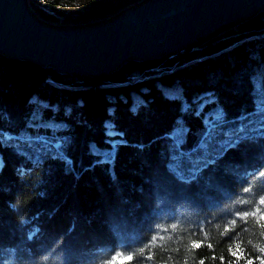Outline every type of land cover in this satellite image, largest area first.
Instances as JSON below:
<instances>
[{"label":"trees","instance_id":"trees-1","mask_svg":"<svg viewBox=\"0 0 264 264\" xmlns=\"http://www.w3.org/2000/svg\"><path fill=\"white\" fill-rule=\"evenodd\" d=\"M221 31L104 75L0 54V264H261L264 11Z\"/></svg>","mask_w":264,"mask_h":264},{"label":"water","instance_id":"water-1","mask_svg":"<svg viewBox=\"0 0 264 264\" xmlns=\"http://www.w3.org/2000/svg\"><path fill=\"white\" fill-rule=\"evenodd\" d=\"M264 11V0H144L103 22L53 27L27 0H0V54L67 74H109L172 55Z\"/></svg>","mask_w":264,"mask_h":264},{"label":"rangeland","instance_id":"rangeland-1","mask_svg":"<svg viewBox=\"0 0 264 264\" xmlns=\"http://www.w3.org/2000/svg\"><path fill=\"white\" fill-rule=\"evenodd\" d=\"M144 0H133L130 3H128L127 5H125L122 8L117 9L114 12L111 13H107L104 16H96V17H91L88 20H82V14H85V6L83 4H79L77 5V7L73 10H68V11H64V12H57V13H51V11L46 10L47 13L52 14L53 16H55L54 18H48V17H44L42 15H40L39 13V7H40V3L34 0H27L28 2V7L29 9L32 11V13L35 14V16L40 19L42 22L53 26V27H78V26H86V25H92V24H97L100 22H103L105 20H108L114 16H116L118 13H120L121 11H123L126 8H129L133 5L139 4L141 2H143ZM224 31H221L220 33L213 35V37H217L218 35H220L221 33H223ZM212 37V38H213ZM173 161L176 162L175 167L172 166L173 169H175L176 172L179 173L180 176L182 177H192L193 175H195V173H197V167L199 168L201 166L200 163L194 165V166H189L188 163L189 162H184L182 161L180 158H175Z\"/></svg>","mask_w":264,"mask_h":264},{"label":"snow or ice","instance_id":"snow-or-ice-1","mask_svg":"<svg viewBox=\"0 0 264 264\" xmlns=\"http://www.w3.org/2000/svg\"><path fill=\"white\" fill-rule=\"evenodd\" d=\"M111 153L105 154L106 158H110ZM261 205H264V199H261L259 202ZM259 213V220L257 223L260 225L262 229H264V212H260L259 209L252 212L251 215L255 216ZM250 213L245 212L244 216L247 217ZM200 242L199 241H193V247H199ZM262 252H264V249H261ZM232 256L234 258L240 259L243 258V253L240 251L239 247L237 246L236 250L232 252ZM132 257L130 256H116L113 257L110 264H125L126 261L131 260ZM233 264H235V261H233ZM245 264H253V261L251 259H247L245 261ZM261 264H264V259H261Z\"/></svg>","mask_w":264,"mask_h":264},{"label":"bare ground","instance_id":"bare-ground-1","mask_svg":"<svg viewBox=\"0 0 264 264\" xmlns=\"http://www.w3.org/2000/svg\"><path fill=\"white\" fill-rule=\"evenodd\" d=\"M216 35V34H215ZM213 37V36H212ZM62 73V72H61Z\"/></svg>","mask_w":264,"mask_h":264}]
</instances>
